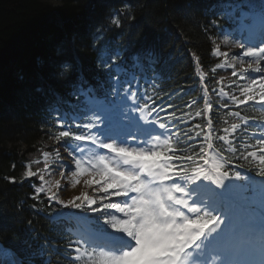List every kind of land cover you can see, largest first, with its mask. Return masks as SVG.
Wrapping results in <instances>:
<instances>
[{"label": "snow or ice", "instance_id": "6c2138e0", "mask_svg": "<svg viewBox=\"0 0 264 264\" xmlns=\"http://www.w3.org/2000/svg\"><path fill=\"white\" fill-rule=\"evenodd\" d=\"M112 23L117 28L121 26L118 19H113ZM256 39L261 41L260 46L245 47L239 41H232L231 47L244 49L243 54L239 59L234 55L232 64L226 62L222 66L233 68L234 77L255 75L240 88L243 98L232 95L231 101L239 106L255 103L264 109V33L257 36L250 31L246 42L254 43ZM223 43L230 41L225 39ZM212 51L216 56L229 55L218 48ZM122 58L121 54L118 59ZM118 59L108 65L109 68L115 66L116 72L112 96L119 102L122 96L131 93L132 103L122 107L119 103L97 101L94 119L83 125L87 129L83 135L74 134L68 123L80 117L70 113L61 115L57 110L58 126L69 130L60 131L56 140L69 139L64 147L71 159L61 158L57 150L54 161L49 163L50 153L45 151L43 169L34 172L29 168L23 173L24 178L39 174L41 184L35 187L37 196L45 193L49 203L81 210L74 219L84 224L85 230L79 240L74 241L78 255L73 259L83 264H264V212H250L241 228L239 218L212 187H223L230 176L236 180L245 177L240 171L224 170L229 161L217 154L209 156L202 145L194 156L176 155L170 148L169 138L161 141L173 129L158 122V113L156 120L144 117V109L135 101L133 89L139 91V78H135L134 83L126 81L123 91L119 89L120 75L126 69L118 66ZM133 60L139 63L137 56ZM154 63L150 62L149 67ZM221 94L227 95L223 89ZM211 108L212 104L206 102L205 113ZM136 112L141 114L139 118ZM201 115L199 111L196 113V116ZM233 115L239 116V113ZM175 119L170 116L169 124ZM157 127L162 131L153 135ZM257 127L264 128V124ZM236 128L233 124L231 130ZM204 140L208 141L211 151V136L206 135ZM257 143L264 145V137ZM248 155L258 159L259 174L264 176V149L259 155L255 152ZM57 166L61 176L74 168L70 173L71 186L75 188L82 182L91 194L82 190L67 201L60 199L61 181L46 180L45 175L40 174L51 172ZM88 212L96 215L90 217ZM62 215V212L57 214ZM34 255L43 256V251Z\"/></svg>", "mask_w": 264, "mask_h": 264}, {"label": "trees", "instance_id": "16d2710c", "mask_svg": "<svg viewBox=\"0 0 264 264\" xmlns=\"http://www.w3.org/2000/svg\"><path fill=\"white\" fill-rule=\"evenodd\" d=\"M58 1L0 0V241L17 249L31 228L56 237V229L29 209L39 201L21 180L25 162L50 149L47 120L57 98L77 104L79 85L106 83L112 70L104 61L119 57L114 52L152 48L164 83L173 85L190 82L192 57L205 77L217 62L210 26L216 0ZM217 78L224 85L230 72ZM243 112L256 114L251 107Z\"/></svg>", "mask_w": 264, "mask_h": 264}, {"label": "rangeland", "instance_id": "374dc122", "mask_svg": "<svg viewBox=\"0 0 264 264\" xmlns=\"http://www.w3.org/2000/svg\"><path fill=\"white\" fill-rule=\"evenodd\" d=\"M47 1L49 3H51L52 5H55V6L60 4V2L58 0H47ZM253 4H255L256 6L264 5V0H244V2H243V5L248 6L249 9H253ZM249 32L250 31H248V33ZM225 39H228L230 41V43L229 44H224L223 41ZM232 41H239V43L245 44V47H248V46H260L261 45V43H258V44L247 43L246 42V38L237 39V38L231 37L230 35L218 38V40L216 41L215 48H218L221 53H229V55H224L225 58L223 59V61L225 63L227 62L228 64H232L234 62L233 61V56L234 55L236 56L237 59H239L242 56L243 50H244V49H241V48L233 49L231 47V42ZM262 66H264V65H262ZM235 67H236V69H239V64H236ZM239 77L242 78L241 76H239ZM254 77H255L254 74H252V75L245 74L244 75L245 83L249 79H252ZM245 83H243L241 86L243 87V85ZM57 150H59L61 158H67L69 160L71 159L68 156V151H66V149L63 148L62 143L59 142V143H57L55 145L54 152L49 157V163H52L54 161L55 154H56ZM29 168H30V165H27V170ZM72 170H74V168L70 169L64 176H61V174H60L61 169H60L59 166H57L51 172L45 171V174H44L46 180H51L53 182L55 180H60L61 181L62 189L59 191V196H60V199L65 200V201H67L68 199H70L74 195H78L80 193V191H82V190H88L86 188V186H84L82 184V182L80 184H77L75 188H73V187H71V189L68 188V186L72 184V178H71V174H70ZM34 187H36V186H34ZM88 191H89V194H91L90 190H88Z\"/></svg>", "mask_w": 264, "mask_h": 264}, {"label": "bare ground", "instance_id": "6f19581e", "mask_svg": "<svg viewBox=\"0 0 264 264\" xmlns=\"http://www.w3.org/2000/svg\"><path fill=\"white\" fill-rule=\"evenodd\" d=\"M256 7L257 6H255V8ZM262 11H264V8H262ZM35 66H36V68H38V65L37 64ZM71 187H72L71 185L68 186L69 189H71ZM0 264H5V263H4V261H0Z\"/></svg>", "mask_w": 264, "mask_h": 264}]
</instances>
